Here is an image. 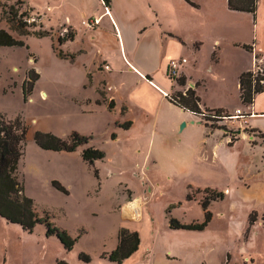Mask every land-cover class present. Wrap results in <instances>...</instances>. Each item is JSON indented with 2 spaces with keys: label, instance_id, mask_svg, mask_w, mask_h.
<instances>
[{
  "label": "rangeland",
  "instance_id": "rangeland-1",
  "mask_svg": "<svg viewBox=\"0 0 264 264\" xmlns=\"http://www.w3.org/2000/svg\"><path fill=\"white\" fill-rule=\"evenodd\" d=\"M24 1L32 9L30 21H34L36 29L41 25L47 34L23 37L22 47L0 46V114L8 120L20 118L28 126L17 168L24 193L33 200L39 215H49L56 226L76 241L66 249L56 236L45 235L43 224H36L29 232L0 217V264H264V151L262 159L255 155V161H259L246 173L230 171L224 179L227 187L221 189V185H198L202 177L196 173L168 175L151 163L149 168L147 163L133 166L141 159L132 152V146L139 147L141 142L136 144L134 139L140 135L139 128L135 127L130 137L127 130L121 140L111 141L107 138L113 129L108 111L83 113L84 101L78 102L80 97H74L73 103L70 99L71 95L86 92L82 87L74 88L78 80L74 65L86 77L84 87L93 84L101 96L105 93L101 90L105 88L104 81L98 82V76L82 68L80 54L62 50L63 42L73 40L76 34L75 28L63 21L70 6L66 0ZM192 1L195 7L185 0L133 3L141 11L150 6L144 14L146 21L159 11L160 20L185 38L180 53L175 49L170 53L187 58L185 68L193 78L205 80V99L232 105V99L238 97L239 71L264 67V25L262 29L256 28V15L231 11L221 0ZM257 2L261 4L259 11L263 9L264 13V0ZM103 5L106 6L104 2ZM114 5L109 0L106 7ZM73 16L72 22L80 27L97 25L91 24L98 19L96 14ZM2 27L6 28L3 20ZM195 42H200V52L196 68L192 69ZM30 69L38 78L23 100L21 86ZM98 69H103L101 63ZM66 71L71 72L72 89L64 85ZM180 88L173 83L171 95L182 91ZM256 105L264 106V92L256 99ZM219 120L227 121L229 129L245 131L250 143L264 144L262 133L248 130L238 119L208 123L219 128ZM36 130L64 138L75 131L87 136V141L73 152L44 150L33 140ZM234 140L232 136L229 144ZM89 146L104 152V157L91 165L81 158L82 149ZM238 150L242 148L239 146ZM54 180L65 191L59 190ZM214 191L223 192V198L213 199ZM136 196L142 201L138 221L121 214L124 204ZM203 204L210 214L201 229L169 226L171 219L185 225L202 223ZM253 212L256 220L249 223ZM144 214L148 222L142 220ZM121 227L138 233V249L120 263L101 258V252L116 245ZM81 252L91 260H80Z\"/></svg>",
  "mask_w": 264,
  "mask_h": 264
},
{
  "label": "crops",
  "instance_id": "crops-1",
  "mask_svg": "<svg viewBox=\"0 0 264 264\" xmlns=\"http://www.w3.org/2000/svg\"><path fill=\"white\" fill-rule=\"evenodd\" d=\"M221 1L227 5V0ZM66 3L70 6V11L63 21L67 26L75 28L76 34L73 40L63 42L62 50L66 53L78 52L79 60L84 63L82 68L92 71L95 77L98 76L97 81L101 79L105 85L101 89L105 91L103 96L96 92L93 84L84 87L86 77L82 76L80 67L74 65V72L78 75L74 88L82 87L86 92L71 95L70 99L73 103L74 97H80L78 102L84 101V109L81 110L83 113L98 114L108 111L113 129L109 131L107 138L111 141L121 140L127 130L130 137L135 127L139 128L137 131L140 135L134 139L136 144L140 140L141 142L139 147L132 146V152L139 154L141 159L133 166L147 163L146 167L149 168L151 163L154 167L158 165L168 175L196 173L202 177L198 185H221V189L227 187L224 179L230 171H237L236 174L244 171V174L259 161H255V155H260L262 159L264 144L250 143L245 131L229 129L231 127L223 120H219L222 127H213L170 100L174 82L167 75L169 60L185 58L176 57L170 52L175 49L179 54L184 48L185 38L160 20L159 11L154 13L151 20L146 21L147 16L144 17V14L150 10V6L141 11L133 0H113L115 5L112 8L104 6L102 0H66ZM260 5L257 2L254 15L256 28L259 26L262 29L264 13L263 9L259 11ZM74 13L77 18L80 15L96 14L99 23L93 28L80 27L72 22L75 21ZM193 48L196 51L194 50L192 69L196 68L195 60L200 52V42H195ZM214 54L215 52L212 53L213 59ZM100 63L103 69H98ZM187 65V58L184 64L178 65L177 78H185L186 84L180 85L182 89L186 85L195 90L201 109H221L226 114H232L236 109L243 110L249 114L246 128L262 133L264 141V106L256 105V99L264 91L257 94L253 103L248 106L241 102L239 88L238 100L232 99V105L220 101L208 102L202 94L205 80L193 78L185 68ZM66 72L64 85L72 89L71 72ZM232 132L236 140L230 145L228 139ZM239 146L242 151L238 150ZM134 201H138L137 208H129ZM141 204V199L136 196L124 204L122 216L138 221L142 211ZM146 215H142V220L148 222Z\"/></svg>",
  "mask_w": 264,
  "mask_h": 264
},
{
  "label": "trees",
  "instance_id": "trees-1",
  "mask_svg": "<svg viewBox=\"0 0 264 264\" xmlns=\"http://www.w3.org/2000/svg\"><path fill=\"white\" fill-rule=\"evenodd\" d=\"M191 6H196L192 0H185ZM108 6L109 0H103ZM227 6L230 10L247 12L255 14L257 0H227ZM32 11L24 0H0V21H4L6 28H0V46L5 47H22L25 46L23 37L34 35L44 36L47 31L39 25L36 29L34 21H30V12ZM10 31V32H9ZM72 39V35H68ZM63 40V39H60ZM248 50L249 46H244ZM249 51V50H248ZM38 74L33 69L27 71V76L22 82L21 93L23 100L30 94ZM174 83L184 86L185 78L180 76L174 78ZM238 88L240 100L245 105H251L254 97L264 91V67L243 71L238 76ZM171 101L187 109L193 113H201L207 111L213 113L214 116H227L221 109H201L200 99L196 95L194 89H188L185 94L178 91L171 95ZM111 107V103L109 104ZM205 123L209 120L214 121L220 118L208 116L200 117ZM128 123L124 126H127ZM28 126L20 118L11 120L6 119L0 114V217L8 223L20 225L24 230L31 232L36 224H43L45 227V235L56 236L66 249L73 247L76 238L71 237L66 230L56 226L49 215H39L35 209L33 200L24 193L23 185L17 177V168L27 137ZM114 135V134H113ZM33 140L38 147L44 150L73 152L83 143H86L87 136L79 135L75 131L68 137H61L52 132L36 130ZM104 157V152L92 146L83 148L81 158L87 164L91 165L95 160ZM56 187L65 191V188L59 181L54 180ZM223 192L214 191L213 199H222ZM204 208V221L200 224L192 223L190 225L181 224L176 220H170L171 228L184 229H201L205 222L209 219V212ZM264 216V213H263ZM256 220L255 212L249 216V223ZM140 238L136 231L121 227L117 232V243L111 250L103 251L101 258H105L112 262L120 263L127 259L132 253L138 249ZM79 259L89 262L91 258L81 252Z\"/></svg>",
  "mask_w": 264,
  "mask_h": 264
},
{
  "label": "built area",
  "instance_id": "built-area-1",
  "mask_svg": "<svg viewBox=\"0 0 264 264\" xmlns=\"http://www.w3.org/2000/svg\"><path fill=\"white\" fill-rule=\"evenodd\" d=\"M97 19H93V21H91V24L92 25H95L97 24ZM90 25V24H89ZM88 25V26H89ZM186 62V58H173V59H170L169 60V63H168V70H167V75H168V78H170L171 81L174 82V78H177V71H178V65L179 64H184ZM107 68V67H105ZM190 89L189 86H185L183 89H182V93L185 94V92ZM170 99L172 100L173 98L171 96H169ZM195 114V113H194ZM197 116L199 117H208V116H211V117H215V118H220V119H238L240 122L246 124V118L249 116V114H246L245 112L243 113L242 110L240 109H236L234 111V113L232 114H229L227 116H214L213 113H210V112H207V111H202L201 110V113H196ZM252 115V114H250ZM234 136L235 137V134L232 132V135L229 137L228 141H231V137ZM252 137H254L252 135Z\"/></svg>",
  "mask_w": 264,
  "mask_h": 264
},
{
  "label": "bare ground",
  "instance_id": "bare-ground-1",
  "mask_svg": "<svg viewBox=\"0 0 264 264\" xmlns=\"http://www.w3.org/2000/svg\"><path fill=\"white\" fill-rule=\"evenodd\" d=\"M97 24L99 23V18L97 19ZM137 205H138V201H134V202H132L131 203V205H129V208H131V209H135V208H137ZM132 211V210H131ZM130 212V211H129ZM137 221V220H136Z\"/></svg>",
  "mask_w": 264,
  "mask_h": 264
}]
</instances>
